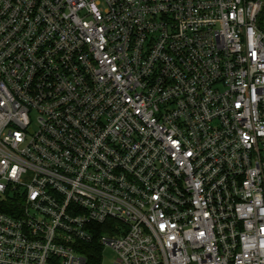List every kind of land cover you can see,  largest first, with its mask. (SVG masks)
Listing matches in <instances>:
<instances>
[{
    "label": "built area",
    "instance_id": "2783aa9c",
    "mask_svg": "<svg viewBox=\"0 0 264 264\" xmlns=\"http://www.w3.org/2000/svg\"><path fill=\"white\" fill-rule=\"evenodd\" d=\"M0 264H264V0H0Z\"/></svg>",
    "mask_w": 264,
    "mask_h": 264
},
{
    "label": "rangeland",
    "instance_id": "374dc122",
    "mask_svg": "<svg viewBox=\"0 0 264 264\" xmlns=\"http://www.w3.org/2000/svg\"><path fill=\"white\" fill-rule=\"evenodd\" d=\"M116 260H117V255L115 251L110 247H106L102 254V259L100 263L101 264H117Z\"/></svg>",
    "mask_w": 264,
    "mask_h": 264
},
{
    "label": "trees",
    "instance_id": "16d2710c",
    "mask_svg": "<svg viewBox=\"0 0 264 264\" xmlns=\"http://www.w3.org/2000/svg\"><path fill=\"white\" fill-rule=\"evenodd\" d=\"M0 209L8 210V206H6L5 204L0 203Z\"/></svg>",
    "mask_w": 264,
    "mask_h": 264
}]
</instances>
